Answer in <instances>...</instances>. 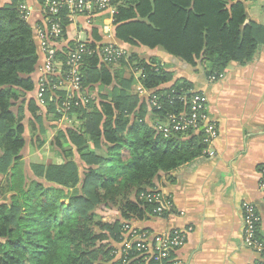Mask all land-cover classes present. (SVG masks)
I'll list each match as a JSON object with an SVG mask.
<instances>
[{
  "label": "trees",
  "instance_id": "16d2710c",
  "mask_svg": "<svg viewBox=\"0 0 264 264\" xmlns=\"http://www.w3.org/2000/svg\"><path fill=\"white\" fill-rule=\"evenodd\" d=\"M243 1L123 0L115 5V36L133 46L161 47L187 64L200 59L206 76L219 79L230 63H249L264 46V26L248 21ZM23 3L10 0L0 7V176L13 192L9 203L0 204V264H126L119 252L122 226L153 217L155 206L142 195L157 190L154 181L160 175L207 156L202 131L165 138L149 121L150 115L161 122L171 113H187L192 85L181 79L162 88L173 75L157 60L135 55L118 60L120 68L140 73L137 83L156 96L159 110L153 107L149 115L146 98L141 101L132 90L133 78L124 79L122 69L111 73V65L97 55L85 57L80 71L90 101L68 113L66 121L78 119L79 127L58 130L52 142L58 150L66 146L65 157L26 169L19 156L26 143L23 113L13 108L19 92L34 91L27 76L34 71L38 47ZM69 24L63 20L62 39ZM73 48L69 43L58 55ZM113 80L111 93L96 108L92 87ZM63 95L59 91L60 100ZM49 107L53 118L60 119ZM29 110L36 111L32 102ZM74 154L78 162L72 160ZM99 208L116 210L119 216L95 221Z\"/></svg>",
  "mask_w": 264,
  "mask_h": 264
},
{
  "label": "crops",
  "instance_id": "0c3cea01",
  "mask_svg": "<svg viewBox=\"0 0 264 264\" xmlns=\"http://www.w3.org/2000/svg\"><path fill=\"white\" fill-rule=\"evenodd\" d=\"M243 2L248 21L264 26V0ZM9 3L10 0H0V7ZM23 6L28 13L25 19L31 27L38 55L34 71L27 76L32 80L34 91L19 92L20 97L13 110L20 107L23 113L26 143L19 156L21 162L29 167L37 162L25 153L29 131L36 133V137L44 142V133L51 126L57 130L75 129L81 121L56 120L49 107H41L37 102V67L43 60L39 53L37 27L42 25L43 17L39 0H24ZM109 21L105 14L88 20L78 18L67 26L64 39L58 45L59 50L69 43L83 41L112 45L121 51L120 59L135 55L145 61L157 60L173 75L172 81L162 88H169L181 79L188 81L192 91L203 94L208 120L216 131L215 139L207 148V156L167 175L162 174L154 181L155 189L170 202V212L160 218L148 216L131 220L132 224L154 234L186 231L185 244L176 254L178 264H254L256 254L242 243L240 206L247 202L256 208L260 217L259 233L264 238V189L260 186L264 169V46L257 50L249 63L240 65L232 62L222 77L213 79L206 76L200 59L191 65L169 55L161 47L149 49L121 42ZM110 67L111 73L122 69L124 79L133 78L132 90L141 101H145L150 92L137 83L140 73L120 68L118 61ZM114 86L113 80L109 86L97 84L92 87L90 94L96 108ZM31 102L35 112L29 110ZM38 118L41 123L37 122ZM96 154L101 153L96 151Z\"/></svg>",
  "mask_w": 264,
  "mask_h": 264
},
{
  "label": "built area",
  "instance_id": "2783aa9c",
  "mask_svg": "<svg viewBox=\"0 0 264 264\" xmlns=\"http://www.w3.org/2000/svg\"><path fill=\"white\" fill-rule=\"evenodd\" d=\"M123 0H43L41 13L42 25L37 27L39 53L43 60L37 67L36 100L41 107H55V114L62 120H67L68 113L76 108H84L89 103V97L84 92L80 68L84 58L97 55L106 65L115 64L121 57L119 49L112 45L93 44L94 48L87 47L88 42L77 41L73 49H68L62 57L58 55L62 37L63 20L74 23L78 18L88 20L95 15H108L113 24L115 5ZM21 10L27 16L24 6ZM63 58V59H62ZM64 92L60 100L58 93ZM188 112L171 113L163 121L154 123V130L163 137L173 133L190 135L202 131L203 142L209 147L216 137L214 125L206 114V100L199 92H188ZM149 107L159 110L156 96L150 93L146 97ZM50 109V107H49ZM260 186L264 189V169ZM147 204L154 205L153 217H163L170 212L171 204L158 190L148 191L142 195ZM240 212L243 221L242 243L254 252L257 260L254 264H264V238L259 233L260 218L256 208L247 202L241 203ZM120 255L123 262L130 264H178L177 252L184 246L186 231L172 230L170 232L154 234L149 230L140 229L131 223L122 226ZM118 252V253H119ZM130 259L126 261L132 254Z\"/></svg>",
  "mask_w": 264,
  "mask_h": 264
},
{
  "label": "rangeland",
  "instance_id": "374dc122",
  "mask_svg": "<svg viewBox=\"0 0 264 264\" xmlns=\"http://www.w3.org/2000/svg\"><path fill=\"white\" fill-rule=\"evenodd\" d=\"M146 105L148 111L147 113H149L150 115L151 107H149L148 104ZM149 117L151 119V115ZM150 119L149 121L151 124L153 122L158 121L157 118H153L152 120ZM55 128L56 127L51 126L50 128L47 129V132L44 133V142H41L40 137L38 136L36 137V133L29 131L25 153L30 154L31 157H33L35 161H37L36 163H32V164H43V165L55 164L61 162L63 160L62 158L65 157L64 151L67 150L66 146H64V150L63 149L58 150L53 146L54 143L53 141L56 132L58 131ZM73 159L78 162V156L76 154H74L72 160ZM22 163L24 165V168L26 169L29 168L24 162ZM5 178L6 177L3 176L0 181V204L9 203V198L11 197V195H13L12 194L13 192H9L8 186L5 184ZM118 216L119 214L116 210L99 208L98 210H96L94 220L95 221L102 220L104 222H110L113 221Z\"/></svg>",
  "mask_w": 264,
  "mask_h": 264
}]
</instances>
